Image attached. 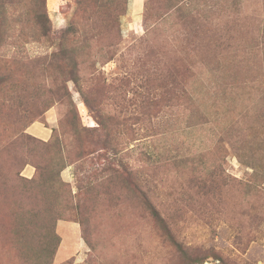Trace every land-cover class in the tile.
Returning a JSON list of instances; mask_svg holds the SVG:
<instances>
[{"label":"rangeland","instance_id":"374dc122","mask_svg":"<svg viewBox=\"0 0 264 264\" xmlns=\"http://www.w3.org/2000/svg\"><path fill=\"white\" fill-rule=\"evenodd\" d=\"M40 7L0 0V264H264V0Z\"/></svg>","mask_w":264,"mask_h":264},{"label":"trees","instance_id":"16d2710c","mask_svg":"<svg viewBox=\"0 0 264 264\" xmlns=\"http://www.w3.org/2000/svg\"><path fill=\"white\" fill-rule=\"evenodd\" d=\"M37 3V2H36ZM39 4L41 5V7H40V9H41V13L40 14H45L46 15V17L47 18H49V16H48V13H47V10H46V0H39ZM187 85L186 86H188V88H189V84L188 83H186ZM196 85L194 84V83H192V84H190V87L192 88V91L191 90H187L186 92H185V95H184V97H185V103H186V107H185V109H190L192 112H194V111H201L200 110V108L199 107H196L195 106V103H196V101L198 100V97L197 96H195V94H194V87H195ZM83 93V92H82ZM83 100H84V102H85V104L91 109V110H93L92 109V107H91V104L93 105V104H96V105H99L100 103H94V102H92L91 101V99H90V97L87 95V93H83ZM173 98V97H172ZM102 113H99L98 114V116H100ZM98 123H99V125H98V127H95V128H101V127H103V128H107V121H105V120H99L98 121ZM227 133L228 132H226V133H224V135L226 136L227 135ZM230 134H231V132H229V134H228V138H230ZM223 135V136H224ZM220 137V143H224V140H225V138L224 137ZM239 136V135H238ZM227 137V136H226ZM248 140H246V137L243 135V136H241L240 137V139L237 141L236 140V142H234V143H229L230 144V146H232V147H234L233 145H235V144H237V142H238V144H240V143H242V145H243V148H245L244 147V143H246ZM224 146V145H223ZM219 147V146H218ZM104 148V147H103ZM223 148V147H222ZM105 149V148H104ZM224 149V148H223ZM93 151H97L96 149L95 150H93ZM204 168H202L201 170H203ZM139 189H141V187H138ZM156 215H159V213H158V211H155L154 212ZM192 264V263H191Z\"/></svg>","mask_w":264,"mask_h":264},{"label":"crops","instance_id":"0c3cea01","mask_svg":"<svg viewBox=\"0 0 264 264\" xmlns=\"http://www.w3.org/2000/svg\"><path fill=\"white\" fill-rule=\"evenodd\" d=\"M27 170L28 171L30 170V173H29L30 175L29 176L33 175L34 172H35L34 170L29 169V168H27ZM62 227L66 228V230H70V231L73 230L74 232L77 231V233H78V235L80 237L79 240L77 241V243L75 245L71 246L73 248L71 250H67L66 251L68 255H71L72 254L71 252H73V251L77 252V251H80L81 248H84L85 244H84V239L82 238V235H81V230H80L81 226H80V224H78L76 222L67 223L66 221H59L58 222V226H57L58 232H59V229L62 228ZM69 242H68V239L65 237V235L62 234L61 244H60V246H59V248L57 250V254H56L57 257L63 254V253H61V251L66 250V247L68 248L70 246V245H68Z\"/></svg>","mask_w":264,"mask_h":264}]
</instances>
